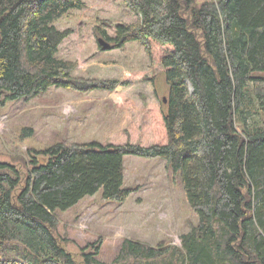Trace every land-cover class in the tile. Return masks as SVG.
<instances>
[{
  "label": "trees",
  "instance_id": "obj_1",
  "mask_svg": "<svg viewBox=\"0 0 264 264\" xmlns=\"http://www.w3.org/2000/svg\"><path fill=\"white\" fill-rule=\"evenodd\" d=\"M124 2L136 22L115 25L114 37L95 30L110 48L142 45L162 66L166 100L138 111L142 128L119 142L57 141L33 150L42 156L25 171L0 161V264H75L56 210L101 188L105 200L124 202L127 154L165 159L199 220L180 246L124 238L111 264H264V0ZM81 7L0 0V105L50 87L115 89L117 80L74 76L76 62L56 56L71 30L54 22ZM98 253L82 249L83 264H105Z\"/></svg>",
  "mask_w": 264,
  "mask_h": 264
},
{
  "label": "rangeland",
  "instance_id": "obj_2",
  "mask_svg": "<svg viewBox=\"0 0 264 264\" xmlns=\"http://www.w3.org/2000/svg\"><path fill=\"white\" fill-rule=\"evenodd\" d=\"M84 7L72 9L54 24L70 29L59 44L57 58L76 62L74 76L117 80L113 91L77 92L50 87L34 98L0 105V161L25 171L33 150H43L57 141L86 143L119 142L142 120L137 112L151 106L161 108L167 93L161 64L152 61L138 42L121 48L101 50L98 38L115 36L118 23L138 19L124 0H83ZM105 30L106 36L95 29ZM254 115L248 118L252 122ZM27 129L31 132L27 135ZM123 186L131 192L124 202L108 201L102 188L67 210H56L57 236L83 264L85 252L99 247L97 258L114 262L124 238L151 246L160 242L180 246V234L198 224V216L185 197L179 172L165 159L124 155Z\"/></svg>",
  "mask_w": 264,
  "mask_h": 264
},
{
  "label": "water",
  "instance_id": "obj_3",
  "mask_svg": "<svg viewBox=\"0 0 264 264\" xmlns=\"http://www.w3.org/2000/svg\"><path fill=\"white\" fill-rule=\"evenodd\" d=\"M98 44L100 46H102L103 48H106V49H108V47L110 48V46H109L110 42L104 40L103 38H98ZM165 100H166V98L163 97V101H165Z\"/></svg>",
  "mask_w": 264,
  "mask_h": 264
}]
</instances>
